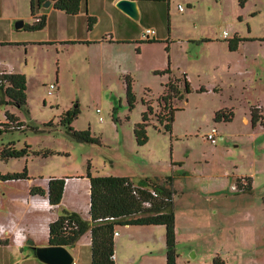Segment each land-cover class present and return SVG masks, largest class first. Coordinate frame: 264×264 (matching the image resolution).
<instances>
[{"label":"rangeland","instance_id":"374dc122","mask_svg":"<svg viewBox=\"0 0 264 264\" xmlns=\"http://www.w3.org/2000/svg\"><path fill=\"white\" fill-rule=\"evenodd\" d=\"M88 4L99 23L91 35L85 16L77 17L79 37H121L125 30V37L145 39L141 32L149 28L158 30L161 42L49 44L70 31L67 20L73 17L36 7L34 14L45 15L47 23L29 30L25 28L33 22L29 0H0V71L26 78L25 107L0 105V122L8 123V113L23 124L22 130L0 135V176L24 169L28 175L16 181L0 178V216L12 211L33 218L31 228L38 233L37 219L47 213L26 204L31 202L28 189L45 186L51 177L68 181L90 173L125 176L137 183L169 177L176 264H213L214 257L225 264H264V126L244 121L250 119L252 106L260 108L264 118V0H150L141 6L138 19L126 17V22L106 0H87ZM19 20L24 26L16 29ZM235 33L251 41L230 51L226 41ZM168 66L171 75L161 73ZM183 74L189 92L180 89L184 98L175 104L181 109L175 112L172 133L154 121L147 128V143L138 146L133 128L145 110L142 97L149 95L156 105L163 84ZM127 75L137 100L132 110L125 96ZM50 84L56 88L48 95ZM75 107L78 115L72 127L89 130L97 141H76L57 126L60 116ZM219 110L231 111V121L215 122ZM212 127L218 130L215 144L205 138ZM9 143L26 149V154L2 158V145ZM239 178L251 179V191L237 188ZM87 195L82 190L77 200L71 195L65 203L83 204ZM124 228L128 227L118 230L124 233ZM141 228L132 227L129 242L120 238L125 257L118 264H165V227H156L160 239L155 234L152 248ZM15 248L0 249V264H7L16 250L20 255ZM78 264L87 262L82 259Z\"/></svg>","mask_w":264,"mask_h":264},{"label":"trees","instance_id":"16d2710c","mask_svg":"<svg viewBox=\"0 0 264 264\" xmlns=\"http://www.w3.org/2000/svg\"><path fill=\"white\" fill-rule=\"evenodd\" d=\"M47 0H29L32 23L25 25L29 30H40L46 25V16H35V8H41ZM81 0H56L52 7L68 15H75L80 10ZM88 29L91 30L95 19L88 16ZM245 39L234 36L228 39L227 45L230 51H236L238 44ZM149 42L155 40H148ZM49 43V42H48ZM51 44V43H49ZM53 44V43H52ZM66 44V43H61ZM0 105L15 104L25 107L26 78L20 73L0 71ZM161 73H170L169 66ZM125 96L128 107L133 109L136 96L132 91V79L124 77ZM184 93L189 92L188 82L183 79L171 78L166 84V91L157 99V104L143 98L142 104L145 110L141 119L134 125L133 135L138 146L145 145L148 141L147 128L156 121L165 132L172 133L175 112L180 110L175 104L184 98ZM175 99V103L173 100ZM174 104H173V103ZM174 105V106H173ZM78 109H70L62 114L57 126L65 129L66 133L76 141L95 142L89 130L77 131L72 127V121L77 117ZM231 111L219 110L214 113V121L228 122L232 119ZM8 123L0 122V135L13 130H22V122L14 115L6 113ZM250 121L252 126L260 123L264 126V118L261 109L252 106L250 109ZM52 124H48L51 127ZM158 131L159 127H155ZM29 148V147H28ZM26 154V149L17 150L14 144L2 145V158H20ZM27 171L7 176L1 179L21 180L27 179ZM90 183V219L84 220L76 212L63 210L62 213L49 225V244L73 246L76 241L87 231L91 238V264H115L114 254V231L117 226L132 225H161L165 227V258L166 264H176L178 254L175 241V218L172 210L173 190L171 178L166 177L162 181L145 180L143 185H135L129 177L125 176H91L87 173ZM64 178L51 177L48 180L47 189L32 187V195L47 196L50 205L60 203L64 191ZM236 186L241 191H251V179L239 178ZM157 196H153L152 192ZM264 208V194L261 197ZM213 264H225L219 257L213 258Z\"/></svg>","mask_w":264,"mask_h":264},{"label":"crops","instance_id":"0c3cea01","mask_svg":"<svg viewBox=\"0 0 264 264\" xmlns=\"http://www.w3.org/2000/svg\"><path fill=\"white\" fill-rule=\"evenodd\" d=\"M106 1L109 4H111L112 7H116V3L118 2V0H106ZM148 1H150V0H137V8H138V11H139V15H140V12L142 10L141 6L144 4V2H148ZM29 7H30V5H29ZM49 7H51L53 10L59 11L60 13H64V12H62L60 10H57V9L53 8L52 5H50ZM87 8H89V13L87 11ZM119 11H121V10L119 9ZM121 13H123V12L121 11ZM64 14L66 16L73 17V18H68V20H67V23H68L70 31H68V29L66 31H64L62 33V35H60V37L58 39H55L54 42H49L51 44L52 43L53 44H55V43H58V44L59 43L60 44L61 43H66L65 45H67V44H87V45H91V44L98 45V44H100V45L103 46V45H107V44L118 45V44H121V43H127V42H131V41L135 42L136 40L138 41V44H154V43L161 42L159 40V38H158V35H157L158 34V30L155 32L153 37L149 36L147 38L145 36V39L142 38V37H134V36L125 37V30H124V33H123V35L121 37H109L108 38L106 36H103L100 39H94L95 37H93V36L92 37L91 36L90 37H88V36L87 37H79L78 35H76L77 32H76V29H75L76 28L75 25H76V23L78 21L77 17H80L83 14L85 16V18H86V21H87L88 16H91V17H93L95 19V23L92 25L91 30L88 29V21H87V24H86L87 32H89L91 35H93V33L95 32L96 27H97V25L99 23V18L97 17V15H95L91 11V8H90L89 4H88V7H87V0H85V5H83V0H81L80 10H79V12L77 14H75V15H68L66 13H64ZM34 15L35 16H40V15L42 16L43 14L42 13H40V14L36 13ZM118 17L120 19H122L124 22H126L127 21L126 17H129V16H127L125 13H123V14L119 13ZM46 23H47V19H46ZM145 30L141 32L142 36H144ZM167 36H168V34H167ZM234 36H238V35L235 33ZM238 37H241V36H238ZM136 38H138V39H136ZM243 38L245 40L241 41L238 44V49L241 47L243 42L251 41L248 37H243ZM149 39L155 40V41L149 42L148 41ZM229 39H231V38H229ZM143 40H145V41H143ZM206 41H209V40L206 39ZM244 45H242V46H244ZM169 75H171V74L169 73ZM183 75H185V78H186L187 82L189 83L186 74H183ZM183 75H182L181 79H183ZM171 78H177V77L172 76ZM177 79H179V78H177ZM167 83L165 82L163 84V93L162 94H164L165 91H166V84ZM180 86L182 87L181 84H180ZM145 96L146 97H142V99L145 98L146 100L152 102V105L154 106V104H153L154 100L149 98V95H147V94ZM136 102H137V100H136ZM232 118H233V116H232ZM244 121L246 123H249L250 119L249 118H244ZM21 180H25V179H21ZM148 180H151V179H148ZM9 181H12V180H9ZM14 181H16V180H14ZM140 181H141L140 183L133 182V181L132 182L135 185H138V186L145 184V181H142V179ZM153 181L157 182L158 180H153ZM68 182H72V184L69 185ZM47 185H48V181H47V184L45 186H41V188L46 190L47 189ZM32 187H35V186H30L29 189H28L29 190V198H30L31 202L28 200L26 204L28 205V202L31 203L30 206L37 207L43 213H47V217L44 215L41 218L42 220L39 219V218L37 219L39 221L38 224H39V227H40L38 229L39 232L37 233L34 229L31 228L30 220H32L33 218L29 219L27 217V219H24V216L15 215V214H13L12 211H8V215H6V216H0V249L3 250L2 248L9 249V248H12V247H16L17 249H19V252H20V255H21L20 256L18 254L17 250H16L15 257H10L9 259L5 260V262L7 264H17V262H19V264H46V263L40 261L34 255L33 248L34 247L51 245V244H49V225H50V223L52 221H54L59 216L58 215V211L59 210H67V211H70V212H76V213H78L81 216L82 219L88 220V221L90 219V215H89L90 183H89L88 177L79 178V179L78 178H75V179L72 178V179H69L68 181H65L62 199H61L60 203L58 205H56V206L50 205L46 195L45 196L32 195L30 193V189ZM82 190H87L88 191L87 200L85 199V202L83 204H81L82 201H80V200L78 201L79 202L78 204H76V203H74V204L73 203H65V197H71L72 198L71 195L76 196V198H72L73 201L77 200L78 199L77 198L78 197V192H82ZM21 202L24 203L25 201L23 200ZM64 203L67 206H65ZM53 214H55V215L53 216ZM39 215H41V214H39ZM49 215H51V217ZM123 226L124 227H128V228H124V229H126V232H124V233L118 230V227H120V226H117L116 229H115V231L118 233L117 235L114 236V254H113V259H114L115 264H118V262L123 261L122 257H123V259L125 257L124 254L119 249V244H120L119 240H120V238L125 237L122 240H125V242L127 240V242H129L130 238H132L131 237L132 236L131 232L135 231V230L132 229V227H135V226H132V225H123ZM157 226H161V225H143V226H138V227H143L139 231H142L141 234L143 235V237L150 239L149 242H150V247L151 248H152V244L154 246V240H155V237H156L155 234H158L159 239H160V234H159L160 230H158V233H155L157 231L156 230ZM39 233H42V237L41 236L40 237L37 236ZM36 238H39V239H36ZM28 244H29V246H27L28 249L24 250V247L26 245H28ZM127 244H129V243H127ZM90 247H91V238H90V232L89 231L85 232L76 241V243L73 246L66 247L69 250V252L72 254L73 258H74L73 264H78L80 262V260H82V259H84V261H86L87 264H91V248ZM82 248H84V250H85L84 252H82V250H83ZM30 251H31V253H33L32 255H29V254H31ZM150 253L153 254V253H157V252L151 250ZM165 262H166V258H165Z\"/></svg>","mask_w":264,"mask_h":264},{"label":"water","instance_id":"95a60500","mask_svg":"<svg viewBox=\"0 0 264 264\" xmlns=\"http://www.w3.org/2000/svg\"><path fill=\"white\" fill-rule=\"evenodd\" d=\"M56 0H47L43 6L49 7ZM116 7L130 18H139L137 0H118ZM24 22L19 20L15 24L16 29L23 28ZM34 255L46 264H73L74 258L66 246L48 245L33 248Z\"/></svg>","mask_w":264,"mask_h":264},{"label":"built area","instance_id":"2783aa9c","mask_svg":"<svg viewBox=\"0 0 264 264\" xmlns=\"http://www.w3.org/2000/svg\"><path fill=\"white\" fill-rule=\"evenodd\" d=\"M179 10H182V6H178ZM155 34V31L153 29H146L144 32V36H146L147 38L149 36L153 37ZM224 37H227V33H224ZM0 75H2V73H0ZM56 88L55 84H50L49 87L47 88V93L48 95H51L54 93V90ZM97 112H99V109L96 110ZM101 121H103V117L100 118ZM217 135H218V130L216 127H212L207 134L205 135L206 140H208L209 142L215 144L217 142ZM153 196H157V194L153 191L152 192ZM118 233L116 231H114V236L117 235Z\"/></svg>","mask_w":264,"mask_h":264}]
</instances>
